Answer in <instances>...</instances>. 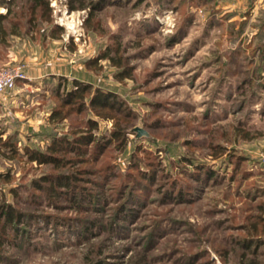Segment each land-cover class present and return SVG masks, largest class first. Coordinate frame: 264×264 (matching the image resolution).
<instances>
[{
    "label": "rangeland",
    "instance_id": "obj_1",
    "mask_svg": "<svg viewBox=\"0 0 264 264\" xmlns=\"http://www.w3.org/2000/svg\"><path fill=\"white\" fill-rule=\"evenodd\" d=\"M41 4L0 0V69L26 76L0 99V208L25 215L0 264H264V0Z\"/></svg>",
    "mask_w": 264,
    "mask_h": 264
},
{
    "label": "trees",
    "instance_id": "obj_2",
    "mask_svg": "<svg viewBox=\"0 0 264 264\" xmlns=\"http://www.w3.org/2000/svg\"><path fill=\"white\" fill-rule=\"evenodd\" d=\"M37 3V6L42 5L41 2L43 0H34ZM36 6V7H37ZM7 17L4 14H0V20H5ZM3 32V28L0 27V34ZM75 90H71L67 94L68 101L66 103H70L69 101L71 99H74L77 97V94L82 93L83 91L86 92L88 89H91V85H84L80 86L82 84L78 82H74ZM80 86V87H79ZM81 88V90H79ZM114 98L113 94L111 93H105L101 91L100 89H97L95 94L92 95L90 98V105L91 107H100V108H113L115 107V102H111ZM97 126V122L93 123ZM94 142V136L93 134L84 135L82 138H75L72 141H66L64 139L62 140H56L54 141V144L48 147V153H42V152H34L32 154L31 160L37 161L40 164H52L54 166H58L60 163V159L56 157V153L60 152L61 150H70L78 151L82 149V146L90 145ZM67 144V147L64 145ZM72 179H77L76 175H60L58 177L49 176L44 179V182L48 183L50 186L56 185L60 189H67L69 190L71 188V185H74ZM37 189H42L41 185H37ZM25 218L24 213L21 212V210L17 209L16 207H13L12 205H8V207H2L0 208V243H4V239L8 233V228L16 229L15 223H21L23 219ZM10 229V230H11ZM245 249H251L250 242L244 243ZM256 252V251H253ZM99 264H104L103 262H100Z\"/></svg>",
    "mask_w": 264,
    "mask_h": 264
},
{
    "label": "built area",
    "instance_id": "obj_3",
    "mask_svg": "<svg viewBox=\"0 0 264 264\" xmlns=\"http://www.w3.org/2000/svg\"><path fill=\"white\" fill-rule=\"evenodd\" d=\"M26 79L24 70L21 67H9L0 69V99L6 94L13 92L17 83ZM264 163V154L261 158Z\"/></svg>",
    "mask_w": 264,
    "mask_h": 264
},
{
    "label": "water",
    "instance_id": "obj_4",
    "mask_svg": "<svg viewBox=\"0 0 264 264\" xmlns=\"http://www.w3.org/2000/svg\"><path fill=\"white\" fill-rule=\"evenodd\" d=\"M132 133H135L137 134V138H143V137H149V134L143 130L142 128L140 127H137L135 129L132 130Z\"/></svg>",
    "mask_w": 264,
    "mask_h": 264
}]
</instances>
